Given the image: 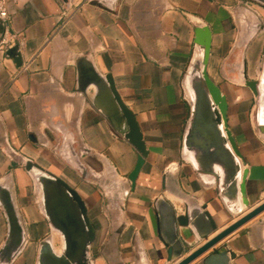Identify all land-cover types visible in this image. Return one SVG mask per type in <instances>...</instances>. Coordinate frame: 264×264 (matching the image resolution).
<instances>
[{"label":"crops","instance_id":"0c3cea01","mask_svg":"<svg viewBox=\"0 0 264 264\" xmlns=\"http://www.w3.org/2000/svg\"><path fill=\"white\" fill-rule=\"evenodd\" d=\"M8 9L11 25L6 33L0 20V41L15 35L23 60L18 66L0 49V194L24 238L10 264H40L45 242L58 254L64 244L44 211L40 170L29 172L27 160L85 202L96 228L91 264H176L264 202V124L245 85L264 81V0H115L113 9L87 0H19ZM204 25L212 31L208 73L227 97L247 172L248 208L185 156L192 116L186 81L202 53L195 29ZM82 61L113 76L137 117L149 154L134 190L128 176L138 152L95 107V88L80 87ZM89 171L120 185L116 215ZM185 206L205 208L217 230L200 238L176 224ZM8 234L0 199V250ZM220 249L234 255L231 264H264V212L191 264Z\"/></svg>","mask_w":264,"mask_h":264},{"label":"water","instance_id":"95a60500","mask_svg":"<svg viewBox=\"0 0 264 264\" xmlns=\"http://www.w3.org/2000/svg\"><path fill=\"white\" fill-rule=\"evenodd\" d=\"M68 1L64 0L66 3ZM195 43L202 53L186 81L194 98L184 151H187L202 174L215 176L227 191H232L240 203V209L248 208L245 182L247 172L241 173L239 161L242 154L229 129L227 97L208 73L212 48V31L209 26L196 27ZM7 55L18 66L22 65L19 45L9 48ZM78 79L83 91L91 86L95 88V107L108 118L116 132L137 150L136 165L128 176L131 189L134 190L149 154L136 115L123 101L111 74L101 75L90 63L82 61L78 66ZM245 85L258 98V106L262 105L264 109L263 84L256 80H246ZM26 169L29 172L40 170L35 173V179L43 191L44 211L51 224L61 232L64 243L62 252L58 254L49 241L45 242L41 248L40 264H91L89 251L96 238V228L90 221L87 206L77 190L53 174H44L30 160L26 162ZM5 208L9 218V234L0 254L11 250L16 253L24 241L23 228L15 211L10 206ZM184 208V214L175 218L176 224L193 228L200 238H207L217 230L216 221L205 208ZM263 212L264 202L176 264H191ZM234 258L232 253L220 249L207 256L202 264H231L230 259Z\"/></svg>","mask_w":264,"mask_h":264},{"label":"rangeland","instance_id":"374dc122","mask_svg":"<svg viewBox=\"0 0 264 264\" xmlns=\"http://www.w3.org/2000/svg\"><path fill=\"white\" fill-rule=\"evenodd\" d=\"M92 3H99L103 6H107L109 9H113L115 0H87ZM249 80V79H247ZM240 82L244 83V79L241 78ZM188 100L192 103V99H190L189 94L187 93ZM264 118H262L263 120ZM87 175H89V181L94 184V186L97 187L98 192L101 193L102 198L104 199V205L106 206V209L110 210V214L116 215V212L118 211V207L120 205L119 201V190L120 185L115 183V179L112 180L111 178L105 177V178H99L92 172H87ZM108 207V208H107ZM114 209H117L116 212H114Z\"/></svg>","mask_w":264,"mask_h":264},{"label":"built area","instance_id":"2783aa9c","mask_svg":"<svg viewBox=\"0 0 264 264\" xmlns=\"http://www.w3.org/2000/svg\"><path fill=\"white\" fill-rule=\"evenodd\" d=\"M19 0H0V20L4 26L6 33L8 32L11 25V15L8 9L10 3H17ZM15 35H11L8 39L7 35L0 41V49L3 51L12 48L15 45Z\"/></svg>","mask_w":264,"mask_h":264},{"label":"flooded vegetation","instance_id":"af4514ba","mask_svg":"<svg viewBox=\"0 0 264 264\" xmlns=\"http://www.w3.org/2000/svg\"><path fill=\"white\" fill-rule=\"evenodd\" d=\"M42 195H43V191H42ZM0 199L2 200L4 206L5 207H8V202H7V199L5 198V196H3V195L0 194ZM19 251L16 252V253H14L11 250L9 253H2V254H0V264H10L11 261L13 260V258L19 253ZM39 260H40V254H39Z\"/></svg>","mask_w":264,"mask_h":264},{"label":"bare ground","instance_id":"6f19581e","mask_svg":"<svg viewBox=\"0 0 264 264\" xmlns=\"http://www.w3.org/2000/svg\"><path fill=\"white\" fill-rule=\"evenodd\" d=\"M259 82H260V80H259ZM261 84H263L262 85V90L264 91V81L263 82H261ZM190 91V90H189ZM191 92V91H190ZM191 96H192V99L194 98V95H193V93L191 92ZM258 108H259V110H258V117L257 118H259L261 121H262V123H264V119L262 120V118H264V109H263V106L261 105V107H259L258 106ZM260 121V122H261ZM223 128V127H222ZM224 131V130H223ZM185 156L187 157V158H189L192 162H193V160H192V158L189 156V154L187 153V151L185 152Z\"/></svg>","mask_w":264,"mask_h":264}]
</instances>
